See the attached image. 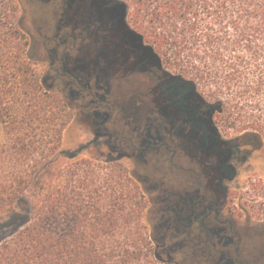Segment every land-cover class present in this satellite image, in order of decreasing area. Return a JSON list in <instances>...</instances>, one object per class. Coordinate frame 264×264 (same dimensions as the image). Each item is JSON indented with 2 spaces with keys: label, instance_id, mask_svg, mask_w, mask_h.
Wrapping results in <instances>:
<instances>
[{
  "label": "rangeland",
  "instance_id": "rangeland-1",
  "mask_svg": "<svg viewBox=\"0 0 264 264\" xmlns=\"http://www.w3.org/2000/svg\"><path fill=\"white\" fill-rule=\"evenodd\" d=\"M15 1L19 4L18 13L24 15L32 49L40 58L35 64L37 74L42 76L53 69L55 75L51 81L65 88L66 98L62 100L71 105L62 111L69 119L62 134L63 161L90 159L105 163L104 174L117 172L118 182L133 188L134 201L145 197L148 202L143 211L145 226L138 229L133 225L132 232L146 237L152 233L160 235L154 225L159 223L162 213L156 201L161 193L158 190L142 193L145 185L137 177L148 176L152 188L161 182L163 186L190 191L200 188L207 203L187 238L170 237L165 246L152 240V251L160 252L167 264H215V258L222 254L234 264H264V83L259 88L254 83L264 75V52L256 58H251L244 48L239 51L223 48L218 53V42L209 46L203 37L206 32L233 37L235 29L245 24L240 21L236 27L230 22L231 16L241 13L239 4L227 0L228 4L221 10L228 18L220 23L214 20L220 13L214 7L205 8V0H113L122 5L128 27L139 31L146 45L160 53L164 69L192 81L198 94L213 107H209V115L206 113V124L214 128L219 139L226 141L219 146L218 160L227 158L225 164L216 168V160L210 156L193 160L186 155L173 157L164 148L144 149L146 146L141 145L133 119L124 111L123 96L117 87L106 99H101L98 95L106 93L92 79L91 66L85 60L74 62L73 55L80 51L73 48L70 29L57 27L56 0ZM249 12L253 13L252 7ZM253 16L250 24L254 25L259 17L255 13ZM263 37L264 31L254 40L262 51ZM239 53L246 56L247 63L233 72L230 64ZM75 71H80L84 79L74 80L70 72ZM87 78L91 80L89 87ZM57 91L61 98L63 94L59 88ZM93 98H96L94 103L90 102ZM95 109L109 111L111 119L105 124H94V120L103 119L94 117ZM5 133L0 123V144L7 141ZM216 209L219 215L214 213ZM16 211H20L17 205L3 209L0 220ZM214 227L222 229L220 241L208 232ZM129 230V227L125 229ZM198 236L203 243L198 241ZM184 239L187 242L181 251L163 250ZM230 240L231 244H225ZM213 241L217 243L215 247L211 245Z\"/></svg>",
  "mask_w": 264,
  "mask_h": 264
},
{
  "label": "trees",
  "instance_id": "trees-1",
  "mask_svg": "<svg viewBox=\"0 0 264 264\" xmlns=\"http://www.w3.org/2000/svg\"><path fill=\"white\" fill-rule=\"evenodd\" d=\"M213 2L205 0V8L214 7L220 13L214 20L222 23L228 18L221 10L227 0ZM232 3L239 4L241 13L231 16L230 22L239 27L244 21V26L236 28L233 37L206 32L205 42L209 46L218 42V53L223 48H244L256 58L264 52L254 42L264 31V0ZM251 7L259 17L254 25L250 24ZM18 9L15 0H0V123L7 135V141L0 144V212L15 205L20 209L0 220V264H167L160 252L152 251V240L158 245L162 244L159 237L168 240L165 228L158 236L132 232L133 225L145 226V197L134 201L133 188L120 184L117 172L104 174L105 163L63 161L62 134L69 119L62 111L71 105L62 100L65 88L51 81L53 69L37 74L35 64L40 58L32 49L24 15ZM245 58L240 53L233 56V72L247 63ZM254 83L261 87L264 75ZM226 162V157L222 162L217 158L216 168ZM137 179L145 185L142 193L154 191L148 176ZM166 191L163 187L159 192ZM157 202L163 213L168 210L165 198ZM175 212L182 222L181 208Z\"/></svg>",
  "mask_w": 264,
  "mask_h": 264
},
{
  "label": "flooded vegetation",
  "instance_id": "flooded-vegetation-1",
  "mask_svg": "<svg viewBox=\"0 0 264 264\" xmlns=\"http://www.w3.org/2000/svg\"><path fill=\"white\" fill-rule=\"evenodd\" d=\"M56 3L57 27L70 29L69 39L73 48L80 51L73 55L74 62L85 60L91 66L92 79L106 93L98 95L101 99H106L117 87L123 96L124 111L133 119L141 145L146 146L144 149L164 148L173 157L186 155L193 160L199 156H210L213 161L217 159L219 146L225 141L219 139L209 123L206 124V113L211 106L198 94L192 81L164 69L160 53L147 46L142 34L128 27L124 21L122 5L113 0H56ZM70 75L74 80L84 79L80 71L70 72ZM90 83L87 78V87ZM94 101L96 98L90 102ZM93 115L103 118L94 120L96 125L107 123L112 116L109 111L98 109ZM163 185V182L159 183L154 191L167 187ZM163 198L169 208L161 213L159 223L154 225L155 231L162 235L165 228L164 233L169 238L177 235L187 238L202 215L207 203L206 195L200 188L190 191L167 187L166 193H161L156 201ZM176 208L182 210V222ZM190 210L192 214H189ZM214 213L220 214L218 209ZM221 231L217 227L208 229L210 235L218 237V241ZM198 238L203 243L202 237ZM158 241L162 242L159 246H165L168 240L161 236ZM186 242L187 239L176 241L163 250L181 251ZM225 244H231V240ZM211 245L215 247L217 243L213 241ZM215 259V264H234L233 260L226 259L225 254Z\"/></svg>",
  "mask_w": 264,
  "mask_h": 264
}]
</instances>
